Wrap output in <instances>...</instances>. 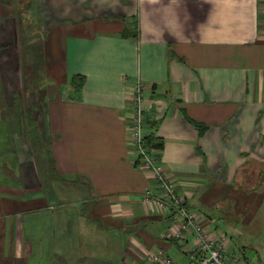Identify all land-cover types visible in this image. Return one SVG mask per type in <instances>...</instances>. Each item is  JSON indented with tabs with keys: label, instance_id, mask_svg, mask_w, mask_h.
<instances>
[{
	"label": "crops",
	"instance_id": "0c3cea01",
	"mask_svg": "<svg viewBox=\"0 0 264 264\" xmlns=\"http://www.w3.org/2000/svg\"><path fill=\"white\" fill-rule=\"evenodd\" d=\"M20 4L38 9V35L27 24L17 38L46 82L31 96L21 81L16 112L0 81V264H147L159 250L191 264L179 216L143 200L160 190L129 133L139 81L145 137L177 194L264 264V0Z\"/></svg>",
	"mask_w": 264,
	"mask_h": 264
},
{
	"label": "built area",
	"instance_id": "2783aa9c",
	"mask_svg": "<svg viewBox=\"0 0 264 264\" xmlns=\"http://www.w3.org/2000/svg\"><path fill=\"white\" fill-rule=\"evenodd\" d=\"M144 89L145 85L141 81L134 86L132 95L134 108L129 116V133L137 153L136 163L150 173L160 190L159 195L147 191L143 197L144 202L153 204L166 213L179 216V226L174 230L172 237L185 246L191 264H245L241 251L231 249L228 234L219 231L213 223L205 222L203 214L192 212L188 208L186 197L177 194L174 181L160 162V151L146 146ZM147 264L177 263L163 250H159L148 258Z\"/></svg>",
	"mask_w": 264,
	"mask_h": 264
},
{
	"label": "rangeland",
	"instance_id": "374dc122",
	"mask_svg": "<svg viewBox=\"0 0 264 264\" xmlns=\"http://www.w3.org/2000/svg\"><path fill=\"white\" fill-rule=\"evenodd\" d=\"M26 1V0H25ZM35 11V9L33 10ZM23 11H17L15 12L12 4H9L8 2H4L0 4V27H2L3 29H1L2 31H0V81L2 80V84L4 83V85L6 86V90H8V103L15 104V97L13 98V93L15 91H17V88H21V81H25V88L28 91V93H30V95L32 96V94L34 95L36 88H39L38 86H35L36 84H43L44 81L46 82V79L43 80L42 78H40V76L38 75L36 77L37 80L34 81V79L32 80L31 77V68L33 70V48L31 46V42L29 43V46L26 48V50H22L25 45L24 43V39L18 41V29L21 32H26V25L28 24L29 18L31 19V22L33 21V25H39L38 24V13L37 11L35 12H31L29 15L27 14H22ZM18 21V22H17ZM6 28V29H5ZM32 34V32L30 33ZM14 38L13 41H11V38ZM11 39V40H10ZM10 40V42H8ZM10 44V46H7L6 44ZM19 42V44H18ZM27 42H29L27 40ZM23 52H22V51ZM22 52V54H21ZM32 52V55H31ZM22 57L24 58V60H28L29 59V63L26 65L29 67V71H23L24 75H25V79L22 78V70H23V61H22ZM42 67V66H41ZM40 71V69L38 68V64H35V69ZM33 71V72H34ZM43 71V69L41 70ZM39 73V72H38ZM8 82V84H7ZM27 83V84H26ZM35 84V85H34ZM34 87H36L34 89ZM1 107V106H0ZM42 117L46 116V112L44 111L42 114ZM31 139V138H30ZM31 141V140H30ZM133 146V144H132ZM40 169L42 170V166L40 165ZM43 175V174H42ZM43 177V176H42ZM51 186V187H50ZM50 186H45L46 191L48 194H54L53 193V184H51ZM261 227H264V224L261 225Z\"/></svg>",
	"mask_w": 264,
	"mask_h": 264
},
{
	"label": "trees",
	"instance_id": "16d2710c",
	"mask_svg": "<svg viewBox=\"0 0 264 264\" xmlns=\"http://www.w3.org/2000/svg\"><path fill=\"white\" fill-rule=\"evenodd\" d=\"M21 1L22 0H14V3L16 4V8H15L16 12L17 11H21V10L23 11L22 14L23 13L24 14H27V13L30 14L31 10L33 12L34 9L32 8V5L27 6V7H23L20 4ZM35 11H37V13L39 14L38 9H36ZM28 25H29L30 32L34 33V34H30V35H32L30 40H34V37H36L38 35V27H39V25L38 26L35 25V24L33 25V21L31 22V19H29ZM124 36L130 37V35L127 34V32L124 33ZM132 36H135V34L133 33ZM36 47L37 46L35 45L34 48L36 50V54L38 55L39 53H37V51H39V50H37ZM37 55H35L34 64H35V62L37 60L39 61V55L38 56ZM22 61L24 62V64L26 63V60H24L23 57H22ZM13 110H15L16 112H18V111L21 112V104L17 100H16V102H15V104L13 106ZM27 126H28V128H30V130L28 128H26V127H24V129L27 130V133L28 132L30 133L31 144L38 146L39 140L41 142L42 134L40 133L39 127L36 124V122L34 121V119H32V117H30V120L28 121ZM204 130H205V127L202 126V133H203ZM154 141L155 140H153L151 137H145V144H146V146L148 148H155V149H158L159 151H161V149H163V145L161 143H159V142L157 144H155Z\"/></svg>",
	"mask_w": 264,
	"mask_h": 264
}]
</instances>
